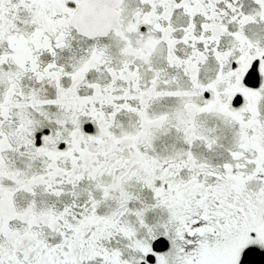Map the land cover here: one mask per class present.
<instances>
[{
	"label": "snow or ice",
	"instance_id": "obj_1",
	"mask_svg": "<svg viewBox=\"0 0 264 264\" xmlns=\"http://www.w3.org/2000/svg\"><path fill=\"white\" fill-rule=\"evenodd\" d=\"M0 264H264V0H0Z\"/></svg>",
	"mask_w": 264,
	"mask_h": 264
}]
</instances>
